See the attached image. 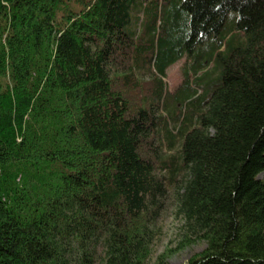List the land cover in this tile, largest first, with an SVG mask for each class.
<instances>
[{"label":"trees","instance_id":"obj_1","mask_svg":"<svg viewBox=\"0 0 264 264\" xmlns=\"http://www.w3.org/2000/svg\"><path fill=\"white\" fill-rule=\"evenodd\" d=\"M181 174L185 264H264V0H0V264H146Z\"/></svg>","mask_w":264,"mask_h":264},{"label":"rangeland","instance_id":"obj_2","mask_svg":"<svg viewBox=\"0 0 264 264\" xmlns=\"http://www.w3.org/2000/svg\"><path fill=\"white\" fill-rule=\"evenodd\" d=\"M136 10H131V26L136 17ZM167 30H164L165 34ZM159 43H156V50ZM183 57L171 64L166 70L165 81L169 92H174L181 84L185 77V71H190V61L186 62ZM193 77V74H191ZM174 123H170L169 127L173 129ZM160 134L164 136L165 144L168 139L165 132ZM162 154L168 151L163 149ZM185 177L181 174L178 176V182L168 187V190L162 199L161 207L153 220L151 226V242L149 243V253L146 257V264H155L160 257H163L168 264H185L191 257L199 254L206 247V241L192 233L187 226L182 215L178 211L177 190ZM95 258L97 264L101 263L104 258V248L99 245L96 248Z\"/></svg>","mask_w":264,"mask_h":264}]
</instances>
